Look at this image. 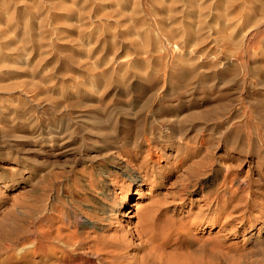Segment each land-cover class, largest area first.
I'll list each match as a JSON object with an SVG mask.
<instances>
[{"label": "rangeland", "instance_id": "1", "mask_svg": "<svg viewBox=\"0 0 264 264\" xmlns=\"http://www.w3.org/2000/svg\"><path fill=\"white\" fill-rule=\"evenodd\" d=\"M9 1L0 0V38L7 33L3 38L11 39L16 31L14 40L24 36L27 42L0 39V264H56L64 257L54 248H69L71 236V243L83 241L82 252L124 236L129 264H264V25L244 21L246 6L241 17H232L238 25L226 21L244 0H227L235 4L229 11L226 0ZM155 1L173 5L170 18ZM187 2L205 10L189 12ZM61 3L74 7L75 17L69 9L59 12ZM115 4H122L117 11ZM84 11L89 14L81 17ZM260 14L255 16L262 22ZM190 19L204 21L203 29ZM190 24L192 31L185 27ZM240 36L244 40L236 42ZM171 41L182 49L173 51ZM4 45L12 51H2ZM179 53L186 62L191 58L192 68L178 63ZM202 110L205 119L190 117ZM150 157L154 174L135 183L137 167ZM143 215L151 227L146 250L133 230ZM36 229L45 232L42 243L53 253H34Z\"/></svg>", "mask_w": 264, "mask_h": 264}, {"label": "bare ground", "instance_id": "2", "mask_svg": "<svg viewBox=\"0 0 264 264\" xmlns=\"http://www.w3.org/2000/svg\"><path fill=\"white\" fill-rule=\"evenodd\" d=\"M7 1H9V0H7ZM14 1H15V0H14ZM42 1H43V0H42ZM52 1H53V2H56V1H58V0H55V1H54V0H51V2H52ZM59 1H60V0H59ZM65 1H67V0H65ZM75 1H76V0H75ZM84 1H85V0H84ZM84 1L82 2V4L85 3V2H88V0L85 1V2H84ZM91 1H92V0H91ZM100 1H102V0H100ZM108 1H109V0H107L106 3H108ZM126 1H127V3L129 2L128 0H126ZM130 1L135 2V0H130ZM138 1H139V0H138ZM157 1L160 2V0H157ZM157 1H155V4H158V5L161 7L160 10H161V9H163V10L166 9V10H165V16H166V14H167L168 17L170 18L169 15L171 14V11H173V10L171 9V8L173 7V5H172L173 2H172V4H169V3H168L169 5H172V6H169V7L167 6V7H166V5H163V4L159 3V2L157 3ZM176 1H177V0H176ZM176 1H175V2H176ZM189 1H191V0H189ZM196 1H197V0H196ZM203 1H204V0H203ZM229 1H230V0H229ZM229 1H227V0H226V2L224 1V2H225V5H224V3H223L222 0H221L222 4L225 6V9H226L227 7H228V8L232 7L231 9H233L234 5L237 4V2L234 1V0H233V1L236 2L235 4H234L233 2H230V3H231V4H230ZM260 1H261V0H260ZM263 1H264V0H262L261 3H260L259 0H244V6H242V7L240 6V7H239V5L237 4L238 7H236V8L234 7V9L232 10V13H230L232 16H227V18H226L227 20H226V21L231 20V21H232V24H234V25H235V24L238 25V24L236 23V21H234L233 19H234V18L236 19V18H238V17H241V16H242L241 13L244 11V7L246 6L249 10H247V11H248L247 13L244 12L245 15L242 16L243 19H244V21H245V22H248V23H257V22H259V23H260V25H258L259 27H260L261 25H264V15H261V14H260L261 16H263V17H262V22H263V24H261L262 22H260V20L256 17V16H257V15H256V12H257V11H263V12H264V2H263ZM4 2H5V1H4ZM9 2H10L9 4H11V1H9ZM12 2H13V1H12ZM23 2H24V1H23ZM33 2H34V1H33ZM43 2H45V1H43ZM46 2H47V1H46ZM69 2H70V1H69ZM72 2H73V1H71L70 4H67V5H71ZM76 2H77V1H76ZM111 2H112V1H111ZM152 2H154V1L152 0ZM165 2H166V1H165ZM169 2H170V1H169ZM180 2H181V1H180ZM194 2H195V1H194ZM198 2L201 4L202 1H198ZM198 2H197V3H198ZM238 2H239V0H238ZM258 2L260 3V5H257L259 9L256 10V9H257L256 4H257ZM5 3H6V2H5ZM15 3L18 4L17 2H14V4H15ZM48 3H49V2H48ZM67 3H68V2H67ZM77 3H78V2H77ZM80 3H81V2H80ZM89 3H90V2H89ZM94 3H95V2H94ZM94 3H93V4H94ZM99 3H101V2H99ZM114 3H116V2H114ZM117 3H122V1H121V2H117ZM127 3H126V4H127ZM162 3H163V2H162ZM170 3H171V2H170ZM177 3H178V2H176V3H174V4L177 5ZM181 3L183 4V2H181ZM181 3H178V5H179V4L181 5ZM187 3H188V2H187ZM187 3H186V4H187ZM232 3H233V4H232ZM37 4H38V3H37ZM37 4H36V6H37ZM46 4H47V3H46ZM49 4H51V3H49ZM53 4H54V3H52L51 5H52V6H55V5H53ZM55 4H56V3H55ZM58 4H59V3H58ZM58 4H57V5H58ZM74 4H75V3H74ZM86 4H87V3H86ZM86 4H85V5H86ZM126 4H125V5H126ZM134 4H135V3H134ZM137 4H139V3L137 2ZM168 4H167V5H168ZM188 4H190V6L188 5V9H189V8L191 9V10L189 9V10H190L189 12L196 13L195 10H196V11L199 10V11H201V12L203 13V10H205V9L200 10L199 7H201L202 5H201V6H197L198 4H195V3H192V2H190V3H188ZM222 4H221V5H222ZM242 4H243V3H241V5H242ZM1 5H3V3H2ZM6 5H7V4H6ZM38 5H39V4H38ZM44 5H45V4H44ZM67 5H66L65 3H61V4L59 5V8L61 9V10L59 9V12H62L63 10H66V11H67V9H69L68 11H70L72 7L70 8V6H67ZM85 5H84V6H85ZM87 5H88V4H87ZM89 5H90V4H89ZM94 5H96V4H94ZM94 5H93V6H94ZM110 5H111V4H110ZM116 5H117V4H115V7L118 6V7L116 8V11H117V9H118L122 4H121V5L118 4L117 6H116ZM129 5H130V4H129ZM129 5H128V6H129ZM132 5H133V3H132ZM135 5H136V4H135ZM158 5H155V6H158ZM205 5L207 6V4H205ZM221 5H220V6H221ZM226 5H227V6H226ZM9 6H10V5H9ZM14 6H15V5H14ZM14 6H13V7H14ZM19 6H20V2H19ZM28 6H29V5H28ZM39 6H40V5H39ZM39 6H38V8H37L35 11L40 10ZM41 6H42V5H41ZM41 6H40V7H41ZM45 6H46V5H45ZM47 6H48V5H47ZM80 6H82V5H80ZM80 6L78 7V10L80 9ZM100 6H102V5H100ZM100 6L98 7L99 9H100ZM133 6H134V5H133ZM137 6H138V8H139L141 5L139 4V5H137ZM159 6H158V7H159ZM4 7H5V6H4ZM48 7H49V6H48ZM76 7H77V6H76ZM85 7H86V6H85ZM88 7H90V6H88ZM104 7H105V6H104ZM115 7H114V8H115ZM122 7H123V6H122ZM135 7H136V6H134V8H135ZM151 7H152V6H151ZM178 7H179V6H178ZM186 7H187V6H186ZM196 7H198V10H197ZM7 8H9V7H7ZM14 8H15V7H14ZM23 8H24V7H23ZM44 8H45V7H44ZM55 8H56V7H55ZM55 8H54V10H55ZM81 8H83V7H81ZM91 8H92V7H91ZM129 8H130V7H129ZM138 8H137V9H138ZM153 8H154V7H153ZM156 8H157V7H156ZM201 8H202V7H201ZM228 8H227L228 11L231 10V9H228ZM1 9H2V8H1ZM4 9H5V8H4ZM24 9H25V8H24ZM28 9H29V8H28ZM72 9H74V7H73ZM83 9H84V8H83ZM85 9H86V8H85ZM89 9H90V8H89ZM103 9H104V8H103ZM184 9H185V8H184ZM184 9H181V10L184 11ZM188 9H187V10H188ZM225 9H224V11H225ZM41 10H42V9H41ZM47 10H48V9H47ZM47 10H46V11H47ZM52 10H53V9L51 8V11H52ZM111 10H112V8H111ZM114 10H115V9H114ZM187 10H186V11H187ZM222 10H223V9H222ZM0 11H1V10H0ZM11 11H12V10H11ZM13 11H15V14L17 13L16 10H13ZM13 11H12V12H13ZM28 11L31 12L30 9H29ZM56 11H57V9H56ZM73 11H74V10H73ZM73 11H72V12L70 11V13L73 14V13H74ZM75 11H76V9H75ZM80 11H82V9H81ZM86 11H87V10H86ZM88 11H89V10H88ZM88 11H87V12H88ZM119 11H120V10H119ZM119 11H118V14H119ZM136 11H138V10H135V12H136ZM166 11H169L170 13L168 14V12H166ZM228 11H226V12H228ZM12 12H10V13H11V16H10V17L7 16V18H11V17H13V16H12ZM20 12H21V11H20ZM32 12H33V11H32ZM32 12H31V13H32ZM39 12H40V14H41V11H39ZM82 12H83V11H82ZM82 12H80V13H82ZM87 12L84 11L83 15H81L80 13H79V14L81 15V17H85V13L87 14ZM104 12H105V11H104ZM106 12H107V11H106ZM121 12H122V11H121ZM132 12H133V11H132ZM152 12H153V11H152ZM178 12L180 13V10H179ZM184 12H185V11H184ZM187 12H188V11H187ZM226 12H225V14H226ZM4 13H5V11H4ZM7 13H9V12H7ZM47 13H50V11L48 10V11L46 12V14H47ZM52 13H53V12H52ZM56 13H58V12H56ZM64 13H65V12H64ZM70 13H65V14H66V15H67V14L70 15ZM97 13H98V12H97ZM100 13H102V11H101ZM100 13H99V14H100ZM116 13H117V12H116ZM130 13H131V12H130ZM138 13H139V11H138ZM138 13H137V14H138ZM154 13H156V12H154ZM185 13H186V12H185ZM198 13H200V12H198ZM202 13H200L199 15H201ZM244 13H243V14H244ZM259 13H261V12H259ZM5 14H6V13H5ZM13 14H14V13H13ZM23 14H24V12H23ZM25 14H26V12H25ZM33 14L35 15V13H33ZM62 14H63V12H62ZM88 14H89V13H88ZM88 14H87V15H88ZM118 14H117V15H118ZM122 14H124V13L122 12ZM125 14H126V13H125ZM137 14L133 12V15H137ZM156 14H157V13H156ZM158 14H159V13H158ZM180 14H181V13H180ZM189 14H190V13H189ZM196 14H197V13H196ZM225 14H224V16H225ZM257 14H258V13H257ZM1 15L3 16V14H1ZM9 15H10V14H9ZM26 15H27V14H26ZM34 15H31V14H30L29 16H32V17H33ZM37 15H38V14H37ZM48 15H49V14H48ZM48 15H46V16H47V19H48V17H51V16H52V15H50V16H48ZM68 15H67V16H68ZM75 15H76V13H75ZM77 15H78V14H77ZM115 15H116V14H115ZM120 15H121V13H120ZM120 15H119V16H120ZM126 15H127V14H126ZM138 15H139V14H138ZM202 15H203V14H202ZM221 15H223V13H221ZM227 15H228V13H227ZM255 15H256V16H255ZM4 16H5V15H4ZM54 16L57 17L56 15H54ZM67 16H66V17H67ZM73 16H74V14H73ZM73 16H71V17H73ZM90 16H91V15H90ZM123 16H124V15H123ZM155 16H156V15H155ZM159 16L163 17L162 15H159ZM195 16H196V15H195ZM197 16H198V15H197ZM14 17H15V16H14ZM19 17H22V16H19ZM26 17H27V16H26ZM39 17H40V16H39ZM58 17H60V16H58ZM71 17H70V18H71ZM74 17H75V16H74ZM86 17H87V16H86ZM91 17H92V16H91ZM96 17H97V16H96ZM125 17H126V16H125ZM136 17H137V16H136ZM219 17H220V15H219ZM232 17H234V18H232ZM2 18H3V17H2ZM2 18H1V19H2ZM28 18L30 19V17H28ZM34 18H35V16H34ZM44 18H46V17L44 16ZM44 18H43V19H44ZM53 18H54V17H53ZM70 18H69V19H70ZM89 18H90V17H89ZM145 18H146V17H145ZM169 18H168V20H169ZM184 18H185V17H184ZM189 18H190V17H189ZM196 18H197V17H196ZM198 18L200 19V18H202V17H198ZM221 18H223V17H221ZM256 18H257L259 21H258V20H255V21H254V19H256ZM260 18H261V17H260ZM14 19H15V18H14ZM16 19H17V18H16ZM18 19H19V18H18ZM21 19H23V18H21ZM29 19H28V21H29ZM32 19H33V18H32ZM58 19H59V18H58ZM130 19H131V18H130ZM134 19H136L135 16H134ZM134 19H133V21H134ZM160 19H161V18H160ZM186 19H187V18H186ZM192 19H194V18H192ZM199 19H198V20L196 19L197 21H195V20H191V19H190V20H191V23H192L193 21H194V22H193L194 24H195V22H197V24H195L194 26H196V25L198 26V25H199L198 28H197V26L195 27V28H197L196 30H198V29L201 27L200 25L204 22V21H203V22L201 23L202 20H200V23H199ZM202 19H203V18H202ZM239 19H240V18H239ZM239 19H238V20H239ZM243 19H242V20H243ZM2 20H3V19H2ZM5 20H6V19H5ZM36 20H37V19H35V22H36ZM60 20H61V19H60ZM77 20H78V19H77ZM89 20H91V19H89ZM114 20L117 21V19H114ZM204 20H205V19H204ZM236 20H237V19H236ZM242 20L240 19L239 21L241 22ZM3 21H4V20H3ZM10 21H12V23H13V20L9 19V22H10ZM18 21H19V20H18ZM25 21H27V19H26ZM40 21L43 22L44 20H40ZM45 21H46V20H45ZM47 21H48V20H47ZM52 21H53V19H52ZM54 21H55V20H54ZM62 21H63V20H61L60 22H62ZM71 21H72V20H71ZM78 21H79V20H78ZM91 21H92V20H91ZM116 21H115V22H116ZM133 21H132L131 23H134ZM138 21H139V20H138ZM161 21H163V19H161ZM161 21H160V22H161ZM233 21H234V23H233ZM239 21H238V23H240ZM253 21H254V22H253ZM9 22L6 23V24H7V25H6L7 28L10 27V23H9ZM23 22H24V21H23ZM30 22H31V21H30ZM32 22L35 23L34 21H32ZM32 22H31V23H32ZM65 22H66L65 24L67 25V27H68V26H69V27H72L71 25L68 24L67 21H65ZM74 22H75V21H74ZM79 22L81 23V21H79ZM79 22H78V23H79ZM115 22H114V24H115ZM178 22H179V21H178ZM187 22H188V21H187ZM0 23H1V22H0ZM14 23H15V21H14ZM16 23H17V20H16ZM19 23H20V22H19ZM33 23H32V24H33ZM76 23H77V22H76ZM78 23H77V24H78ZM116 23L119 24V22H116ZM129 23H130V22H129ZM135 23H136V22H135ZM135 23H134V24H135ZM140 23H141V22H140ZM180 23H181V22H180ZM241 23H242V22H241ZM243 23H244V22H243ZM20 24H21V23H20ZM26 24H27V23H26ZM26 24L24 25V23H23L24 27L27 26ZM35 24H36V23H35ZM45 24H46V23H43V26H44ZM55 24H56V23H55ZM65 24H64V25H65ZM74 24H75V23H74ZM90 24H91V23H90ZM134 24H133V25H134ZM160 24H161V23H160ZM160 24L158 23L159 26H160ZM183 24H184V23H183ZM229 24H230V22H229ZM246 24H247V23H246ZM17 25H18V24H17ZM28 25H29V24H28ZM47 25H48V23H47ZM66 25H65V26H66ZM95 25H96V24H95ZM119 25H120V24H119ZM135 25H136V24H135ZM143 25H144V24H143ZM163 25H164V24H163ZM163 25H162V26H163ZM174 25H175V24H174ZM180 25H181V24H180ZM185 25H186V24H185ZM202 25H203V24H202ZM240 25H241V24H240ZM242 25H243V24H242ZM30 26H31V25H30ZM33 26H34V25H32V27H33ZM49 26H50V25H49ZM73 26H74V25H73ZM78 26H79V25H78ZM139 26H140V25H139ZM139 26H138V28H139ZM175 26H176V25H175ZM225 26H226V25H225ZM230 26H231V25H230ZM256 26H257V25H256ZM19 27H21V26H19ZM22 27H23V26H22ZM24 27H23V28H24ZM35 27H36V26H35ZM50 27H51V26H50ZM93 27H94V26H93ZM120 27H122V26H120ZM134 27H136V26H134ZM134 27H133V28H134ZM141 27H142V24H141L140 28H141ZM177 27H178V26H177ZM185 27H188L189 29H191L193 26L190 24L189 26L187 25V26H185ZM203 27H204V25L202 26V29H203ZM262 27H263V26H262ZM12 28H13V27H12ZM33 28H34V27H33ZM33 28H29L28 32H29V31H32ZM37 28H38V26H37ZM43 28H45V27H43ZM75 28L78 29V27H75ZM79 28H80V26H79ZM116 28H117V27H116ZM122 28H123V27H122ZM136 28H137V27H136ZM160 28H161V27H160ZM164 28H165V27H164ZM164 28L162 27V29H164ZM233 28L235 29V28H237V26H236V27H233ZM249 28H250V27H249ZM252 28H253V26H252ZM39 29H41V28L39 27ZM48 29H49V28H48ZM51 29H52V28H51ZM77 29H76V30H77ZM87 29H88V28H87ZM134 29H135V28H134ZM141 29H142V28H141ZM143 29H144V28H143ZM145 29H146V28H145ZM234 29H232V30L234 31ZM258 29H259V28H258ZM258 29H257V30H258ZM0 30L3 31L4 29L1 28ZM15 30H16V27H15ZM24 30H26V29L24 28ZM24 30H23V31H24ZM33 30H35V28H34ZM85 30H86V29H85ZM170 30H171V29H170ZM172 30H174V29H172ZM182 30H183V29H182ZM200 30H201V29H200ZM200 30H199V32H200ZM224 30H225V29H224ZM230 30H231V27H230ZM235 30H236V29H235ZM263 30H264V28L261 29V31H260L261 35H263L262 33H264ZM7 31H9V30H6V32H7ZM11 31H12V30H11ZM13 31H14V30H13ZM23 31H21V32H23ZM38 31H39V30H38ZM38 31H37V32H38ZM44 31H45V30H44ZM46 31H47V30H46ZM53 31H54V30H53ZM55 31H56V30H55ZM87 31H88V30H87ZM180 31H181V30H180ZM185 31H187V29H185ZM188 31H189V30H188ZM188 31H187V33H189ZM190 31H192V29H191ZM193 31H194V30H193ZM202 31H204V30H202ZM222 31H223V30H222ZM258 31H259V30H258ZM40 32H41V31H40ZM40 32H38V33H40ZM146 32H147V30H146ZM164 32H165V31H164ZM164 32H163V33H164ZM177 32H178V31H177ZM195 32L197 33V31H194V33H195ZM199 32H198V34H200ZM3 33H5V31H4ZM12 33H13V34H18V32H16V31H15V33H14V32H12ZM12 33H10L11 39L13 38V37H12V35H13ZM23 33L26 34L27 31H26V32L24 31ZM35 33H36V32H34V34H35ZM42 33H43V31H42ZM42 33H41V34H42ZM46 33H47V32H46ZM52 33H53V32H52ZM55 33H56V32H55ZM167 33H169V32H167ZM172 33H173V32H172ZM180 33H182V32H180ZM201 33H202V32H201ZM219 33H220V32H219ZM222 33H223V32H222ZM260 33H259V34H260ZM21 34H22V33H21ZM21 34H20V35H21ZM25 34H24V35H25ZM29 34H31V33L29 32ZM36 34H37V33H36ZM41 34H39V36L37 35V36H38V39H37V40H35L37 36H35V38H33V37L31 36L32 38H31V37H30V38H31V40L34 39L35 41H38V42H39V40L41 39L40 37L42 36ZM47 34H49V33H47ZM53 34H54V33H53ZM58 34H59V32L57 33L56 36H58ZM128 34H129V33H128ZM132 34H133V33H132ZM173 34H175V33H173ZM176 34H178V33H176ZM189 34H191V32H190ZM198 34H197V35H198ZM203 34H205V32H203ZM207 34H209V33H207ZM248 34H249V33H248ZM259 34H257V35L259 36ZM0 35H1V34H0ZM3 35L6 37L7 33H6V35H5V34H3ZM45 35H46V34H45ZM50 35H51V33H50ZM115 35H116V34H115ZM165 35L167 36V34H165ZM170 35H171V33H170ZM180 35H182V38L185 36V35H184V32H183L182 34H180ZM180 35H179V37H180V39H181V36H180ZM191 35H193V33H192ZM239 35H240V34H239ZM243 35H247V34L244 33ZM4 36H3V37H4ZM13 36H14V35H13ZM18 36H19V35H18ZM52 36H53V35H52ZM113 36H114V35H113ZM172 36H173V35H171V37H172ZM199 36H200V35H198V37H199ZM206 36H207V38H205V40L207 39L206 41H209V39H210L209 37H210V36H209V37H208V35H206ZM221 36H222V35H221ZM224 36H225V38L227 39V42H228L230 38H227L225 34H224ZM229 36H230V35H229ZM236 36H237V35H236ZM3 37H2V38H3ZM14 37H15V36H14ZM23 37H24V36H23ZM23 37H22V38L20 37V39H23L24 42H27V38H26V37L23 38ZM27 37H28V36H27ZM43 37H45V36H43ZM43 37H42V38H43ZM200 37H201V36H200ZM241 37H243V36H240V38L238 37L239 39H237L236 42H237L238 40H239V42H242V41H240V40H242V39L244 40V37H245V36H244L243 38H241ZM255 37H256V36H255ZM255 37H254V38H255ZM262 37H263V36H262ZM2 38H0V39H1V42H2V40H3V42H4V39H5V42H6V40H9V41L11 40L10 37H9V39H6V38H3V39H2ZM48 38H50V36H49ZM48 38H47V40H48ZM173 38H174V39H177V38L174 37V36H173ZM173 38H172V39H173ZM211 38H212V40H213V37H211ZM225 38H222L223 40H219V41L222 42V41H224ZM15 39H16V38H15ZM20 39H19V40H20ZM43 39L45 40L46 38H43ZM144 39H145V38H144ZM184 39H185V38H184ZM194 39H195V38H193V40H194ZM218 39H219V37L217 38V36H216V40H217V41H218ZM220 39H221V37H220ZM226 39H225V41H226ZM245 39H246V38H245ZM255 39H256V38H255ZM258 39H259V38H258ZM13 40H14V38H13ZM19 40H18V41H19ZM28 40H29V39H28ZM34 40H33V41H34ZM50 40H51V39H50ZM137 40H138V39H137ZM178 40H179V39H178ZM195 40H196V39H195ZM197 40H199V39H197ZM197 40H196V42H198ZM201 40H202V39H201ZM205 40H203L202 42H205ZM260 40H261V38H260ZM262 40H264V39H262ZM14 41L16 42V40H14ZM14 41H13V44L15 43ZM18 41H17V42H18ZM21 41H22V40H21ZM29 41H30V40H29ZM35 41H34V42H35ZM41 41H43V40H41ZM41 41H40V42H41ZM48 41H49V40H48ZM143 41H144V40H143ZM165 41H166V40H165ZM172 41H173V40H172ZM172 41H171V42H172ZM182 41H183V40H182ZM214 41H215V40H214ZM219 41H218V42H219ZM17 42H16L15 44H18ZM22 42H23V41H22ZM22 42H21V43H22ZM24 42H23V43H24ZM43 42L46 43V41H43ZM159 42H160V41H159ZM179 42H180V41H179ZM179 42H177V43H179ZM183 42H184V41H183ZM211 42H212V41H211ZM218 42H217V43H218ZM227 42H226V43H227ZM231 42H232V41H231ZM239 42H238V44H239ZM254 42H255V40H254ZM258 42H260V41H257V43H258ZM262 42H263V41H262ZM262 42H261V44H262ZM19 43H20V42H19ZM23 43H22V45H23ZM30 43H31V41H30ZM144 43H145V42H144ZM169 43H170V42H169ZM173 43H175V42H172V44H171V45H172V50H173V47H174V50H173V51L178 50V52H179V49H180L181 47L178 49L177 47H175V46H177L178 44L176 45V43H175L174 46H173ZM184 43L186 44V42H184ZM198 43H200V41H199ZM214 43H215V42H213V44H214ZM257 43H256V44H257ZM263 43H264V42H263ZM4 44L6 45V43H4ZM7 44H9V43H7ZM31 44H32V43H31ZM34 44H35V43H34ZM34 44H33V45H34ZM36 44H37V43H36ZM36 44H35V45H36ZM38 44H40V43H38ZM137 44H138V43H137ZM140 44H141V43H140ZM180 44H181V43H180ZM185 44H184V46H185ZM187 44H188V43H187ZM187 44H186V46H187ZM218 44H219V43H218ZM243 44H244V43H243ZM259 44H260V43H259ZM259 44H258V45H259ZM5 45H4V48H5ZM20 45H21V44H18L17 46H20ZM41 45H42V43H41ZM138 45H139V44H138ZM138 45H137V46H138ZM196 45H197V43H196ZM200 45H201V43H200ZM215 45H216V44H215ZM236 45H237V43H236ZM27 46H28V44H27ZM31 46H32V45H31ZM38 46H40V45H38ZM52 46H53V45H52ZM139 46H140V45H139ZM141 46H142V45H141ZM141 46H140V47H141ZM178 46H179V45H178ZM181 46H183V45H181ZM184 46H183V48H184ZM188 46H189V44H188ZM197 46H198V45H197ZM238 46H239V45H238ZM0 47H2V45H0ZM10 47H11V46H10ZM10 47H9V48H10ZM22 47L24 48V46H21V48L19 47L20 50L22 49ZM50 47H51V45H50ZM140 47H139V49H140ZM144 47H145V46H144ZM144 47H143V48H144ZM159 47H161V46H159ZM240 47H241V45H240ZM12 48H13V47H12ZM27 48H28V47H27ZM137 48H138V47H137ZM157 48H158V47H157ZM167 48H168V47H167ZM187 48H188V47H187ZM187 48H186V50H187ZM242 48H243V47H242ZM1 49H3V48H1ZM181 49H182V48H181ZM189 49H190V48H189ZM189 49H188V50H189ZM240 49H241V48H240ZM244 49H245V48H244ZM5 50H6V48H5L4 50H2V51H5ZM10 50H11V49H10ZM10 50H9V51H10ZM13 50H14V48H13ZM17 50H19L18 47L15 48V51H17ZM137 50H138V49H137ZM140 50H141V49H140ZM157 50H158V49H157ZM160 50L163 51L162 48H161ZM164 50H165V49H164ZM183 50H184V49H183ZM192 50H193V48H192ZM192 50H191V49L189 50V51H191L189 55H191V53L193 52ZM194 50H196V49H194ZM9 51L6 50V52H9ZM11 51H12V50H11ZM23 51H25V50L22 49V52H23ZM138 51H139V50H138ZM154 51H155V49H154ZM170 51H171V50H170ZM189 51H188V52H189ZM19 52L22 53L21 51H18V53H19ZM158 52L160 53V51H158ZM167 52H168V51H166V54H167ZM178 52L176 51V53H178ZM181 52H182V50H181ZM181 52H180V53H181ZM183 52H184V51H183ZM4 53H5V52H4ZM9 53H10V52H9ZM142 53H143V52H142ZM161 53H162V52H161ZM180 53L177 54V55H179V57L177 56V57L179 58L178 63H179V64H182V65H186V66H188V68H192V65H193L194 63H192V61H191L192 64L189 63V61H190L191 58L189 59L188 62H186V61H184L186 58L183 60L184 57L181 58V57H180V56H181ZM194 53H195V51H194ZM194 53H192L191 56H194ZM243 53H244V51H243ZM246 53H247V51H246ZM253 53H254V52H253ZM0 54H1V51H0ZM2 54H3V53H2ZM11 54H12V53H11ZM170 54H171V53H170ZM172 54H175V52H172ZM184 54H185V53H184ZM198 54H199V53H198ZM15 55H16V54H15ZM18 55H19V54H18ZM18 55H17V56H18ZM141 55H143V54H141ZM154 55H155V54H154ZM167 55H168V54H167ZM175 55H176V54H175ZM169 56H170V55H169ZM182 56H183V54H182ZM186 56H187V55H186ZM191 56H190V57H191ZM195 56H196V55H195ZM1 57H2V56H1ZM24 57H25V56H24ZM152 57H153V55H152ZM4 58H5V56H4ZM167 58H169V57H167ZM173 58H174V55H173V57H172L171 59L173 60ZM175 58H176V57H175ZM178 58H177V59H178ZM180 58H181V59H180ZM187 58H188V57H187ZM194 58H196V57H194ZM230 58H231V57H230ZM14 59H15V58H14ZM164 59H165V58H164ZM177 59H175V60H177ZM198 59H199V58L197 57V60H198ZM7 60H9V59H7ZM16 60H17V58H16ZM24 60H26V59H24ZM27 60H29V59H27ZM158 60H159V59H158ZM162 60H163V59H162ZM175 60H174V61H175ZM180 60H181V61L183 60V62H181ZM187 60H188V59H187ZM197 60H196V61H197ZM232 60H233V59H232ZM17 61H18V60H17ZM22 61H23V60H22ZM147 61H148V60H147ZM149 62H150V61H148V63H149ZM160 62H161V60H160ZM164 62H165V61H164ZM164 62H163V63H164ZM168 62H169V61H168ZM176 62H177V61H176ZM193 62H194V61H193ZM6 63H7V62H6ZM17 63H18V62H17ZM20 63H21V62H20ZM25 63H26V61H25ZM146 63H147V62H146ZM169 63L171 64V60H170ZM172 63H173V62H172ZM0 64H1V63H0ZM175 64H176V63H175ZM13 65H14V64H13ZM159 65H160V64H159ZM1 66H2V65H1ZM5 66H6V65H5ZM27 66H28V65H27ZM169 66L172 68V65H169ZM176 66H177V65H176ZM186 66H185V68H186ZM90 67H92V66H90ZM160 67H161V66H160ZM162 67H163V66H162ZM174 67H175V66H174ZM92 68H94V67H92ZM92 68H91V70H92ZM179 68H180V67H179ZM183 68H184V67H183ZM177 69H178V68H177ZM213 69H214V68H213ZM168 70H169V69H168ZM181 70H182V69H181ZM170 71H171V70H170ZM185 71H186V70H185ZM188 71H189V70H188ZM177 72H178V71H177ZM183 72H184V70H183ZM196 72H197V71H196ZM27 73H28V72H27ZM179 73H181V72H179ZM188 73H189V72H188ZM190 73H193V72H190ZM194 74H195V73H194ZM194 74H193V75H194ZM198 74H199V73H198ZM97 75H98V74H97ZM97 75H96V76H97ZM178 75H180V74H178ZM189 75H190V74H189ZM191 75H192V74H191ZM143 76H144V75H143ZM174 76H176V75H174ZM174 76H173V77H174ZM185 76H186V75H185ZM194 76H198V75H194ZM2 77H3V76H2ZM145 77H146V75H145ZM179 78H180V77H179ZM142 79H143V78H142ZM145 79H146V78H145ZM13 86H14V85H13ZM15 86H16V85H15ZM0 88H1V87H0ZM3 88H4V87H3ZM6 89H7V88H6ZM2 90H3V89H2ZM7 90H8V89H7ZM202 112H203V113H202ZM202 112L199 113V114H197V113H195V112H192V113H189V114H190V117H192V118H193L194 116H195L194 118H196V117L201 118V116L204 115V113H205L206 111H203V110H202ZM209 112L211 113V111H209ZM216 113H217V112H216ZM189 114H187V115L189 116ZM191 114H192V115H191ZM206 114H207V113H206ZM212 114H213V113H212ZM219 114H220V113H219ZM187 115H186V116H187ZM208 115H210V114H208ZM216 115H218V113H217ZM216 115H214V116H216ZM186 116H185V117H186ZM214 116H213V117H214ZM203 117H207V116H203ZM203 117H202V118H203ZM208 117H210V116H208ZM211 117H212V116H211ZM216 117H219V118H220L219 115L216 116ZM216 117H215V118H216ZM94 118H95V117H94ZM202 118H201V120H202ZM219 118H217V119H219ZM185 119H186V118H185ZM187 119H188V117H187ZM203 119H205V118H203ZM206 119H207V118H206ZM209 119H210V118H209ZM212 119H213V118H212ZM214 120H215V121H214L215 123H216V122L218 123V122L220 121V120H219V121H216V119H214ZM221 120H222V119H221ZM96 121H97V120H96ZM96 121H95V122H96ZM229 121H230V120H229ZM187 122H188V121H187ZM191 122H193V121H191ZM201 122L204 123V121H201ZM97 123H98V121H97ZM189 123H190V121H189ZM189 123H186V124H189ZM222 123H223V122H222ZM93 126H94V125H93ZM219 126H220L219 128H221V125H219ZM99 127H100V126H99ZM217 128H218V127H217ZM183 129H184V128H183ZM188 129H189V128H188ZM221 129H222V128H221ZM186 130H187V129H186ZM186 130H185V131H186ZM217 131H219V130H217ZM220 131H221V130H220ZM182 132H183V131H182ZM180 134H181V133H180ZM182 134H183V133H182ZM182 134H181V136H183ZM184 136H185V135H184ZM218 137H219V136H218ZM154 138H155V137H154ZM158 139H159V138H158ZM180 139H181V138H179V140H180ZM152 140H153V139H152ZM177 140H178V139H177ZM179 140H178V141H179ZM153 141H155V140H153ZM180 141H181V140H180ZM147 143H151V142H150V141H147ZM186 144H187V143H186ZM186 144H185V146H186ZM145 145H146V144H145ZM148 146H151V144H148ZM179 146H180V145H179ZM179 146H178V147H179ZM154 147H155V146H154ZM154 147H153V148H154ZM184 148H185V147H184ZM154 149H155V148H154ZM181 149H182V148H181ZM181 149H180V150H181ZM147 150H151V149L148 147ZM146 152H147V151H146ZM155 152H156V150H155ZM150 153H151V152H150ZM156 153H157V152H156ZM147 154H148V153H147ZM160 154H161V153H160ZM149 155H150V154H149ZM150 156H151V155H150ZM118 159H119V157H118ZM122 161H123V160H122ZM147 161H148V162H147L146 164L142 165V163H141V165L137 167V170H136V171H137V176L135 177V180H134V182L137 183V184H138V183L141 184L143 181H145V180L147 179L148 176L153 175L154 172H155V170L153 169V167H154L153 164H155V161H154L153 157H150L149 160H147ZM139 164H140V163H139ZM149 164H151L152 166H151L149 169H147V167H148ZM127 165H128V164H127ZM130 166H131V165H130ZM132 168H133V167H132ZM132 168H131V169H132ZM147 180H148V179H147ZM147 180H146V181H147ZM0 186H1V185H0ZM138 186H139V185H138ZM136 193H137V192H136ZM128 195H129V192H128V191H125V196L122 198L121 206H122V205L124 206L125 201H126V198H127ZM121 209H122V207L120 208V210H121ZM103 214H104V213H103ZM106 214H107V213H106ZM107 217H108V216H107ZM148 222H150V218L147 217V216H144V215H143L142 217H139V218H138V221H137L136 224H134V226H133V230H134V232H135L136 235H137V236H136V235H135V236L137 237V240L140 241V242L142 243L141 249H143V250H146V249H147V248H146V247H147V246H146V245H147L146 243L150 240V237L148 236V234H149V232H150V230H151V227L149 228V225H148L149 223H148ZM151 222H152V220H151ZM150 225H151V224H150ZM128 227H129V226H128ZM37 228H38V227H37ZM32 231H33V230H32ZM262 231H263V230H262L261 228H258L257 235H259L260 232H262ZM31 234H32L33 237L35 238V239H33V241H31L33 244L30 242V243L33 245V247H34V249H33L34 253H36V251H41V252H43L44 255H45V253H48V252H50V251L52 252V250H50V249H46L47 247H45V246L43 245V243H42V239H43V238H47V237H45L46 234H45L44 231H42L41 229H40V230H39V229H38V230L36 229L35 232L33 231V233H31ZM11 235H12V234H11ZM17 235H18V234H17ZM70 235H72V234H70ZM70 235L68 234V236H70ZM74 235H76L75 232H74ZM76 236H77V235H76ZM18 237H19V236H18ZM77 237H78V236H77ZM120 237H122V236H119V238H118L117 236H112V237H110L109 239H104V241H99V242L101 243V248H99V246H98V248H96V246L98 245L97 242H96L97 245L95 244L91 249H89V250H90L89 252H82V248H81L82 246H81V245H82V242H83V241H81V239H78V238H77L79 241L76 240L75 242H72V243H71V241H72V240H71V239H72V236H71V239H70V241H69L70 244H69L68 242H66V243H68V244L70 245L69 248L66 249V248H65V247H66L65 245H64L63 248H61V247L58 248V249H55V248H57V247L54 248L53 252L59 251V252L63 255V257H64V258H59V259L57 260V263H56V264H129V263H130V260L127 261V260H128V259H127V256H126L125 253H124V249H125V248H123V247L125 246V244H124V241H125V240H124V236H123V238H120ZM15 239H16V238H15ZM18 239H19V238H18ZM74 239H76V238H74ZM145 239H146V240H145ZM147 239H148V241H147ZM19 240H20V239H19ZM43 240H44V239H43ZM67 240H68V239H67ZM96 241H98V239H96ZM10 242H11L12 245H17V244H18V243H17V240H13V239H12ZM66 243H65V244H66ZM11 244H10V245H11ZM68 244H66V245H68ZM7 246H9V245H7ZM83 246H84V245H83ZM48 248H49V246H48ZM145 248H146V249H145ZM51 249H52V248H51ZM5 250H6V249H5ZM48 250H49V251H48ZM139 250H140V249H139ZM44 251H45V252H44ZM53 252H52V253H53ZM145 254L148 255L149 253H145ZM148 257H150V256H148ZM143 259L145 260L146 258L143 257ZM150 259H151V258H150ZM150 259H149V260H150ZM152 259H154V258H152ZM137 260H138V259H137ZM140 260H142V259H140ZM140 260H139V262H140ZM146 260H148V259H146ZM154 260H155V259H154ZM154 260H153V261H154ZM153 261L151 260V262H153ZM176 261H178V259H176ZM135 262H136V261H135ZM141 262H142V261H141ZM160 262H161V261H160ZM142 263H144V262H142ZM142 263H141V264H142ZM147 263H148V262H146V264H147ZM153 263H154V262H153ZM155 263H156V262H155ZM177 263H178V262H175V261H171V262H167V263L164 262V264H177ZM180 263H181V262H179V264H180ZM132 264H133V263H132ZM138 264H139V263H138ZM144 264H145V263H144ZM149 264H151V263H149ZM156 264H157V263H156ZM160 264H163V263H160ZM181 264H182V263H181Z\"/></svg>", "mask_w": 264, "mask_h": 264}]
</instances>
